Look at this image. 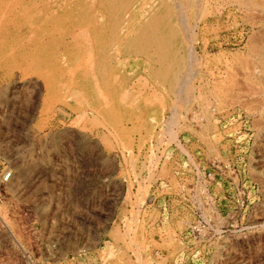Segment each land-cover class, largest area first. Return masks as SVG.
<instances>
[{
	"label": "rangeland",
	"instance_id": "374dc122",
	"mask_svg": "<svg viewBox=\"0 0 264 264\" xmlns=\"http://www.w3.org/2000/svg\"><path fill=\"white\" fill-rule=\"evenodd\" d=\"M182 153L223 165L196 239ZM7 172L0 264H264V0H0Z\"/></svg>",
	"mask_w": 264,
	"mask_h": 264
},
{
	"label": "built area",
	"instance_id": "2783aa9c",
	"mask_svg": "<svg viewBox=\"0 0 264 264\" xmlns=\"http://www.w3.org/2000/svg\"><path fill=\"white\" fill-rule=\"evenodd\" d=\"M206 47L207 45L197 46L195 51L198 49L206 50ZM182 156L184 159L179 161L170 159L166 162L165 177L159 181L158 185L165 187L167 194L176 198L185 209L190 217V221L186 226V233L192 239H196L204 236L200 218L202 217L208 222H214L218 217L219 198L214 192V188L223 165L217 158H214L207 168H202L199 161H190L186 153H182ZM181 168L185 173L184 180L177 177V169ZM10 177L9 172L3 173L0 182L7 183ZM185 181H188V183L186 184ZM232 187V197L235 198L234 202L238 204V187L235 180L232 182ZM207 225L210 230H214L213 225ZM151 257L154 261H157L160 256L157 251H153Z\"/></svg>",
	"mask_w": 264,
	"mask_h": 264
},
{
	"label": "bare ground",
	"instance_id": "6f19581e",
	"mask_svg": "<svg viewBox=\"0 0 264 264\" xmlns=\"http://www.w3.org/2000/svg\"><path fill=\"white\" fill-rule=\"evenodd\" d=\"M183 11V10H182Z\"/></svg>",
	"mask_w": 264,
	"mask_h": 264
}]
</instances>
